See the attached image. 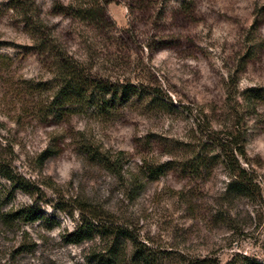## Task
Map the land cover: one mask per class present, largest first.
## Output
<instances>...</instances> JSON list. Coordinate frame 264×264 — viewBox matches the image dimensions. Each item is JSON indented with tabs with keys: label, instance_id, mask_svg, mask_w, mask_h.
<instances>
[{
	"label": "rangeland",
	"instance_id": "374dc122",
	"mask_svg": "<svg viewBox=\"0 0 264 264\" xmlns=\"http://www.w3.org/2000/svg\"><path fill=\"white\" fill-rule=\"evenodd\" d=\"M61 57L107 92L71 104ZM2 168L0 264H115L69 240L90 209L161 264L264 260V0H0Z\"/></svg>",
	"mask_w": 264,
	"mask_h": 264
},
{
	"label": "trees",
	"instance_id": "16d2710c",
	"mask_svg": "<svg viewBox=\"0 0 264 264\" xmlns=\"http://www.w3.org/2000/svg\"><path fill=\"white\" fill-rule=\"evenodd\" d=\"M93 16V14H91ZM62 58V57H61ZM59 70L62 72V79L64 81L65 97L71 104H78L83 101H87L86 97L90 90L98 91L100 93L107 92L106 86L102 81L91 80L87 78L78 67L70 64L68 60L60 59ZM125 97L129 96L130 89L123 88ZM234 133H230L232 136ZM229 140V139H228ZM238 141H230L233 146V158L236 162V167L231 171L230 187L235 191L244 195H253L252 185H254V179L249 178V172L246 168H243L239 163L237 154L242 157L246 156V150L244 146L238 145ZM235 148V149H234ZM224 150V148H223ZM236 151V153H235ZM1 170V169H0ZM6 177L14 180V176L8 170L0 171ZM254 182V183H253ZM257 184V183H255ZM86 210V208L84 209ZM89 217H84V222L79 225L78 228L70 234V242L81 244V242L92 239L94 234H101L107 241L106 251L112 259V263L115 264H161L156 252V248L150 246L145 241L141 240L133 229L126 225L124 222H118L112 217H106L96 209L87 210ZM9 221L25 220L35 221L39 218L37 212L32 207H22L17 211L6 214ZM183 264H264V260L258 257L250 256L247 254L236 253L226 263H222L218 258L213 256H198L190 257L182 260Z\"/></svg>",
	"mask_w": 264,
	"mask_h": 264
}]
</instances>
